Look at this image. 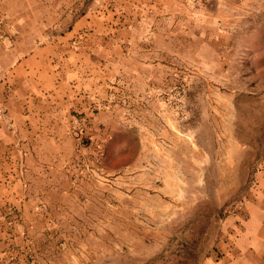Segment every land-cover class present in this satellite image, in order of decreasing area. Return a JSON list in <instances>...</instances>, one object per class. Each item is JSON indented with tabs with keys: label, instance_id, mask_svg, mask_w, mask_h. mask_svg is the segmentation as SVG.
Segmentation results:
<instances>
[{
	"label": "crops",
	"instance_id": "crops-1",
	"mask_svg": "<svg viewBox=\"0 0 264 264\" xmlns=\"http://www.w3.org/2000/svg\"><path fill=\"white\" fill-rule=\"evenodd\" d=\"M106 2L78 13L77 0H0L15 34L0 53V264H136L171 221L159 174L120 177V151L108 148L120 143L109 81L120 84V49L138 27L133 4ZM81 139L104 141L100 168L77 167L89 156ZM257 175L216 264H264V160Z\"/></svg>",
	"mask_w": 264,
	"mask_h": 264
},
{
	"label": "rangeland",
	"instance_id": "rangeland-1",
	"mask_svg": "<svg viewBox=\"0 0 264 264\" xmlns=\"http://www.w3.org/2000/svg\"><path fill=\"white\" fill-rule=\"evenodd\" d=\"M100 1L77 0L78 13ZM106 3L133 4L138 27L120 49V86L109 81L120 88V143L109 151H120V177L143 185L159 174L174 205L156 252L136 264H216L264 160V0ZM2 23L0 53L15 36ZM4 104L0 95V116ZM80 141L89 156L77 167L100 168L104 141Z\"/></svg>",
	"mask_w": 264,
	"mask_h": 264
}]
</instances>
